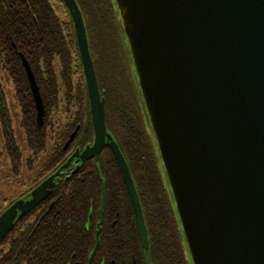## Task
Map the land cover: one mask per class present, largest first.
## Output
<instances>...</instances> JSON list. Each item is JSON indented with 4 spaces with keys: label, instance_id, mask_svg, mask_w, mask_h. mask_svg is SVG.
Instances as JSON below:
<instances>
[{
    "label": "water",
    "instance_id": "95a60500",
    "mask_svg": "<svg viewBox=\"0 0 264 264\" xmlns=\"http://www.w3.org/2000/svg\"><path fill=\"white\" fill-rule=\"evenodd\" d=\"M63 2L75 28L95 135L80 158L96 161L109 139L104 103L80 10L75 0ZM114 3L190 264H264V0ZM21 61L40 130L45 107L28 62ZM108 147L148 254L128 167L117 145ZM70 161L0 215V244L49 197ZM104 194L103 184L101 208Z\"/></svg>",
    "mask_w": 264,
    "mask_h": 264
},
{
    "label": "trees",
    "instance_id": "16d2710c",
    "mask_svg": "<svg viewBox=\"0 0 264 264\" xmlns=\"http://www.w3.org/2000/svg\"><path fill=\"white\" fill-rule=\"evenodd\" d=\"M17 53H21L28 62L43 100L45 118L40 130L37 127L35 105L22 67L21 55ZM5 79L8 80L13 90V98L20 109L21 127L31 155L27 160L29 169L33 162L46 153L49 135H51L50 138L56 139L51 154L42 166L41 174L31 184V187H34L41 178L53 175L69 159V148L64 150V146L76 124V122L72 123L70 115L72 108L76 104L78 108L84 110L85 115L87 110L84 86H78L80 93L77 94L76 99L75 92L72 91L73 83L83 82V78L79 56L75 55L71 22L61 21L48 0H0V121L4 131L6 150L12 164L11 169L15 175H18L21 151L15 142L6 105L2 85ZM107 101L110 102V99ZM114 112L111 116L109 111L110 127L116 134L115 138L118 139L131 175L140 186V204L148 227L149 255L159 264H185V261L186 264H190L163 167L157 149L154 153L145 124L138 118L128 116L127 112ZM110 161V166L118 178L111 158ZM105 162L107 163L106 159L103 164ZM68 171L69 166L61 171L60 176L55 180V188L46 199L49 200L55 195L60 202L61 214H70L71 210L79 204L78 201L71 199L74 191L70 180L74 175H70ZM103 172L100 167L101 175ZM83 177L87 179L86 182L93 178L95 181L97 178L94 170L92 173H84L81 178ZM79 182H73V186L75 187L76 184L77 187ZM90 184L92 185V182ZM59 185L65 187L58 192ZM66 187L68 188L65 189ZM85 193L82 192L84 197ZM93 197L98 198L94 194ZM116 198H118L117 195L107 192L104 210L108 209L111 221L118 220V217H115L117 209H111L114 207ZM121 198V204L124 203L126 207V220H128L130 208L126 198L124 196ZM15 200L3 201L0 204V212ZM83 201L86 202V199L83 198ZM120 211L125 220L124 213ZM23 219L15 222L10 236L2 242V245H9L6 256L17 257L16 264H25V260L22 259L25 252V240L16 236L20 233ZM67 219L61 216V224L65 225ZM119 220H121L120 216ZM113 250L118 251V248L114 247ZM103 253L101 238L96 255L101 256ZM0 264H6L5 259L0 260Z\"/></svg>",
    "mask_w": 264,
    "mask_h": 264
},
{
    "label": "flooded vegetation",
    "instance_id": "af4514ba",
    "mask_svg": "<svg viewBox=\"0 0 264 264\" xmlns=\"http://www.w3.org/2000/svg\"><path fill=\"white\" fill-rule=\"evenodd\" d=\"M48 1L58 18L65 23L71 22L72 25L75 40V55L79 56L83 78V82L73 83L72 91L75 92V99L77 94L80 93L78 86H84L85 89L83 93L85 94L87 107L86 115L84 110L78 108L76 104L72 108L70 115L72 123L76 122V124L69 138L76 130L77 132L68 146L69 159H71L68 172L70 175H74L70 180L74 191L71 199H74L75 202L78 201L79 204L71 210L70 214H61L60 202L53 195L49 200H44L36 209L30 211L23 219L24 223L21 230H19L20 233L16 235L25 240V252L22 259L25 260V264H159L154 262L156 259L150 257L149 252L147 254L142 248L136 228L135 214L126 185L114 155L108 147L110 143H115L128 167L140 206L149 245L148 227L140 204V186L136 184L131 175L129 165L122 154L118 139L115 138L116 134L110 127L111 120L108 119L109 111L111 116L114 115V111H117L118 113L127 112L128 116L138 118L141 123L143 122L145 124L146 133L151 138L154 153H156V144L138 88L126 41L123 38L114 0H75L83 19L89 55L93 64L100 98L104 103L106 134L109 136V139H105V145L98 159L95 161L92 158L84 162L80 156L87 148L93 146L95 135L90 100L75 28L63 0ZM17 54L23 56L21 53ZM107 99H110V102ZM129 123L133 124V122ZM76 154L77 156L74 157ZM110 158L113 161L118 178H116L113 168L110 166ZM105 159L107 163L105 162L103 164ZM100 167L104 171L102 175L100 173ZM93 170L97 176L95 181L93 178L89 182H86V178H81L84 173H92ZM111 171L113 172L112 176ZM46 178H41L34 187H29L22 197L15 201L21 198L27 199L31 191ZM66 179L68 180L69 177ZM78 181L80 182L77 184V187L76 184L74 187L73 182L76 183ZM91 182L92 185L90 184ZM93 183L95 184V188ZM103 184L105 185V194L103 208H101ZM63 187L65 186L59 185L57 188L58 192ZM82 192H86L85 197L82 195ZM107 192L118 196L115 199L114 207L111 204V209H117L115 217H118V220L111 221V215L108 209L106 211L104 210ZM93 194L98 198H94ZM121 196L126 198L125 200L130 208L129 214L131 212V217L128 214V220H126L127 213L125 204H121ZM83 198L86 199V202L83 201ZM12 204L5 207L0 212V215ZM120 210L124 213L125 220H123ZM61 216L68 218L65 225L61 224ZM119 216L121 220H119ZM98 231L99 235H97ZM101 238L104 253L101 256H97ZM2 242L0 244V260L5 259L6 264H16L17 257L6 256L9 245H2ZM97 243V250L93 256ZM114 247H117L118 251L113 250Z\"/></svg>",
    "mask_w": 264,
    "mask_h": 264
},
{
    "label": "rangeland",
    "instance_id": "374dc122",
    "mask_svg": "<svg viewBox=\"0 0 264 264\" xmlns=\"http://www.w3.org/2000/svg\"><path fill=\"white\" fill-rule=\"evenodd\" d=\"M2 85L5 91L6 105L10 115L13 135L15 142L21 151V158L19 173L18 175H15L11 169L12 164L6 150L4 131L0 121V204L6 199L15 200L22 197L29 187H31V184L41 174L42 166L51 154L56 142V139L53 137L50 138L51 135H49L46 153L37 161L33 162L30 169L27 167V160L31 155L28 152L24 130L21 127L20 109L13 98V90L9 86L8 80L5 79V81L2 82Z\"/></svg>",
    "mask_w": 264,
    "mask_h": 264
}]
</instances>
